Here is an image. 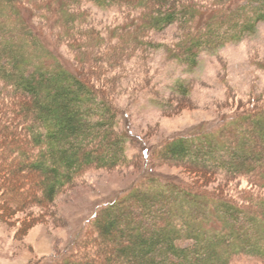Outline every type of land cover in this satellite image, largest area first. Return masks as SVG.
Listing matches in <instances>:
<instances>
[{
	"label": "trees",
	"instance_id": "obj_1",
	"mask_svg": "<svg viewBox=\"0 0 264 264\" xmlns=\"http://www.w3.org/2000/svg\"><path fill=\"white\" fill-rule=\"evenodd\" d=\"M195 1L89 0L101 9L115 6L138 12L143 28L155 34L171 27L183 31L173 58L189 67L196 65L201 52L238 43L264 23V0H208L205 6ZM57 4L66 19L82 15L63 9L61 0H0V85L12 93L8 104L14 116L6 122L0 112V190L2 184L12 190L15 176L24 169L36 174L41 199L48 205L83 170H110L126 161L111 106L75 66L45 46L42 34L26 19L34 7L42 10L45 5L48 11L49 5ZM176 91L186 92L179 84ZM257 101L249 111L213 129L170 140L156 159L180 164L201 185L214 177L221 184L251 177L254 187L264 192V105ZM234 126L237 142L231 133ZM185 141L201 148L190 149ZM21 150L26 154L15 158ZM150 156L143 153L141 159L149 163ZM153 170L154 166L92 216L96 237L109 240L104 249L107 264H231L236 257L264 264V198L251 195L253 202L238 206L221 193V186L212 192L162 178ZM29 198H34L33 192ZM156 198L161 200L152 212ZM129 200H138L147 216L152 214L149 227L136 220L131 208L124 209ZM125 213L127 223L122 221ZM83 239L82 235L75 245L85 248ZM69 256L66 264L75 253Z\"/></svg>",
	"mask_w": 264,
	"mask_h": 264
},
{
	"label": "rangeland",
	"instance_id": "obj_2",
	"mask_svg": "<svg viewBox=\"0 0 264 264\" xmlns=\"http://www.w3.org/2000/svg\"><path fill=\"white\" fill-rule=\"evenodd\" d=\"M61 2L65 5L63 9L82 15L66 19L57 4L49 5L48 11L45 5L42 10L34 7L31 16L25 14L26 19L42 34L45 46L63 62L75 66L111 106L115 129L118 135H123L126 161L110 170L96 167L83 170L50 205L41 199L36 174L19 171L12 190L2 184L0 264H66L71 253H75L71 264H107L109 255L104 249L110 245L109 240L96 237L92 216L119 198L144 172H151L153 166V173L162 178L212 192L221 186L220 192L238 206L246 207L253 202L249 199L251 195L253 199L264 198V192L254 187L251 177L224 184L214 177L212 182L201 185L180 164L156 159L170 140L213 129L222 120L249 111L253 101L264 105V23L238 43H228L212 53L201 52L196 65L189 67L173 58L184 34L176 27L155 34L143 28L134 10L115 6L101 9L89 0ZM206 2L195 1L203 6ZM177 84L182 85L185 94L176 91ZM3 87L0 85V112L7 122L14 118L8 104L12 93ZM231 133L237 142L235 126ZM185 145L195 150L200 147L189 141ZM214 152L222 155L216 148ZM22 153L26 154L21 150L15 158ZM143 153H150L149 163L141 159ZM32 192L34 198L30 199ZM155 200L152 212H156L157 200L161 199ZM124 204V209H132L137 221L151 225L152 214L147 216V208L138 200ZM122 217L124 223L129 222L126 213ZM82 235L87 242L85 248L75 245ZM231 264H261V261L236 257Z\"/></svg>",
	"mask_w": 264,
	"mask_h": 264
}]
</instances>
